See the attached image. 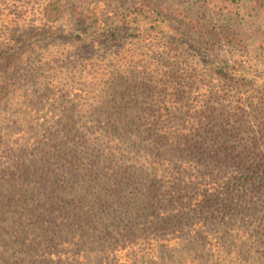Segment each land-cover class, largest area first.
<instances>
[{
    "label": "trees",
    "instance_id": "obj_1",
    "mask_svg": "<svg viewBox=\"0 0 264 264\" xmlns=\"http://www.w3.org/2000/svg\"><path fill=\"white\" fill-rule=\"evenodd\" d=\"M62 12L58 1L44 6L48 20ZM77 20L75 29L86 31L87 19ZM21 53L3 47L0 67ZM147 56L131 53L130 69L137 71L138 59ZM135 71L130 82L117 79L124 83L107 89L112 104L54 107L59 119L35 123L30 158L17 156L10 189L0 194V264H112L125 250L127 258L154 263L175 252L167 264H239L241 251L253 259L264 255V240L257 247L255 236L209 228L228 213L264 215L260 137L244 136L249 129L236 109L226 110L212 91L198 93L186 110L191 93L164 88L174 73L140 78ZM159 94L156 104L139 101ZM256 129L264 137V120ZM230 167L240 176L237 187ZM150 229L156 235L140 242ZM129 234L130 247L123 244Z\"/></svg>",
    "mask_w": 264,
    "mask_h": 264
},
{
    "label": "rangeland",
    "instance_id": "obj_2",
    "mask_svg": "<svg viewBox=\"0 0 264 264\" xmlns=\"http://www.w3.org/2000/svg\"><path fill=\"white\" fill-rule=\"evenodd\" d=\"M49 1L0 0V52L5 46L22 52L11 66L0 67V194L10 189L17 156L30 158L32 148L26 147L38 138L35 123L59 119L60 110L50 111L54 107L65 111L81 104H112L107 89L113 82H130L133 52L149 55L138 59L135 72L140 78L151 71L174 73L164 88L191 93L186 110L198 93L212 91L226 110L236 109L239 122L249 129L244 136L256 134L264 148V137L256 129L264 120V45L259 43L264 26L257 25V20L264 22V0H239L240 8L231 0H54L63 11L55 20L44 15ZM78 18L87 19L86 31L75 29ZM69 33L80 37L73 42L65 36ZM123 78L128 80L118 83ZM163 97L140 96L139 101L156 104ZM229 170L237 187V169ZM229 190L230 195L237 192ZM218 217L209 226L214 234L223 229L252 235L257 247L263 245L264 215ZM154 235L153 229L144 231L140 242ZM123 244L130 247V234ZM126 253L112 264H167L175 252L158 263L156 258H127ZM241 256L245 260L239 264H264V255L253 259L241 251ZM26 264L36 262L29 259Z\"/></svg>",
    "mask_w": 264,
    "mask_h": 264
}]
</instances>
